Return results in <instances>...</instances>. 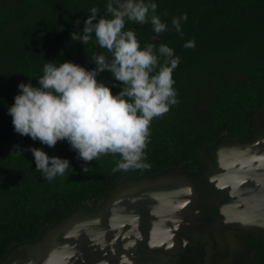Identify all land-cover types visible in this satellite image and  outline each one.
I'll use <instances>...</instances> for the list:
<instances>
[{
  "label": "trees",
  "instance_id": "16d2710c",
  "mask_svg": "<svg viewBox=\"0 0 264 264\" xmlns=\"http://www.w3.org/2000/svg\"><path fill=\"white\" fill-rule=\"evenodd\" d=\"M108 2L0 0V264L13 247L36 241L68 215L93 210L120 181L191 170L201 163L202 149L223 135L249 140L255 118L264 117V0H152L169 30L157 34L150 23L135 22L126 23V30L135 32L142 47L168 45L180 63L173 72L179 103L151 123L150 168L113 172L119 155L86 164L66 140L48 147L16 133L8 108L20 83L39 87L46 62L93 70L94 55L110 56L94 36L87 45L71 40V33L83 32L91 8L98 9V18L106 16ZM182 14L183 36L172 27ZM188 41L195 47H184ZM97 81L113 95L122 90L107 70ZM31 148L67 159L68 174L43 179ZM82 166L94 171L85 173ZM249 245L258 254L250 264H264V244Z\"/></svg>",
  "mask_w": 264,
  "mask_h": 264
},
{
  "label": "flooded vegetation",
  "instance_id": "af4514ba",
  "mask_svg": "<svg viewBox=\"0 0 264 264\" xmlns=\"http://www.w3.org/2000/svg\"><path fill=\"white\" fill-rule=\"evenodd\" d=\"M253 131L249 140L223 135L191 170L120 181L93 210L13 247L1 264H250L258 254L249 244H264V221L226 214L264 216L262 113ZM252 143L259 152L240 156ZM222 147L234 149L228 167L219 161Z\"/></svg>",
  "mask_w": 264,
  "mask_h": 264
},
{
  "label": "clouds",
  "instance_id": "9594fccd",
  "mask_svg": "<svg viewBox=\"0 0 264 264\" xmlns=\"http://www.w3.org/2000/svg\"><path fill=\"white\" fill-rule=\"evenodd\" d=\"M157 7L152 0H109L106 16L99 18L98 9L91 8L83 32L71 33V40L87 45L94 36L110 56L94 55L93 70L72 62H46L37 80L39 87L18 85L20 92L8 108L14 131L48 147L66 140L86 164L119 155L113 172L150 168L145 161L151 123L179 103L173 72L180 58L163 43L158 48L151 43L142 47L135 32L126 30V23H150L157 34L168 31L156 14ZM186 19L187 14L172 19V27L181 36V22ZM184 47L194 48L195 42L188 41ZM105 70L120 82L119 93L113 95L97 81ZM30 151L36 169L49 182L71 169L67 159L49 157L37 148ZM82 171L94 170L82 166Z\"/></svg>",
  "mask_w": 264,
  "mask_h": 264
},
{
  "label": "water",
  "instance_id": "95a60500",
  "mask_svg": "<svg viewBox=\"0 0 264 264\" xmlns=\"http://www.w3.org/2000/svg\"><path fill=\"white\" fill-rule=\"evenodd\" d=\"M244 148L243 149H240V156H243V154H248L250 156H252L253 154H255L256 152H259V149H257L256 147V143H252V144H245L243 145ZM264 152V151H263ZM234 149H230V148H227V147H222L221 149H219V161L221 162L222 165L225 164V166H229L230 165V160H231V157H233L234 155ZM227 172L229 173V171L227 170ZM189 190L190 192L192 191L191 190V187H189ZM169 192H171V194L173 192V194L177 195L179 194L178 192L176 193V191L174 190H170ZM167 195H170V193ZM180 196V195H179ZM116 203V202H115ZM245 217H248V219H251L250 221L253 222V224H257V225H260L262 221H264V216L263 214H261V212H254L253 215H246V216H242V217H234V218H231V216L229 217L227 214H226V218L229 220V221H234L236 218V221H239V222H245ZM58 231V226L56 227V229H54V232H57ZM81 234V232L78 233V236Z\"/></svg>",
  "mask_w": 264,
  "mask_h": 264
}]
</instances>
